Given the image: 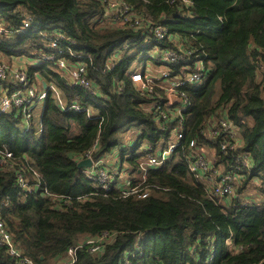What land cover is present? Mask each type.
Returning <instances> with one entry per match:
<instances>
[{
    "label": "trees",
    "instance_id": "obj_1",
    "mask_svg": "<svg viewBox=\"0 0 264 264\" xmlns=\"http://www.w3.org/2000/svg\"><path fill=\"white\" fill-rule=\"evenodd\" d=\"M122 1L204 52L211 68L202 83L185 88L191 102L184 113L186 138L159 167H141L147 159L141 148L147 145L150 154L159 155L168 148L177 123L155 121L145 108L150 100L136 89L128 70L139 55L159 64L151 53L157 47L159 53L176 48L173 41L108 25L102 0H0V22L8 31L32 18V28L23 35L0 36V58L25 66L35 87L43 89L45 82L49 88L36 118L41 133L34 122L25 131L17 111L0 113V208L21 258L62 264L75 248L70 264L264 263V204L252 200L243 206L240 197L254 183L264 196V0ZM56 32L68 37L60 47L72 49L71 62L87 65L96 95H86L44 60L53 53L47 41ZM118 48L115 70H105L108 54ZM175 68L184 73L183 65ZM50 86L62 91L66 103L90 107L94 118L62 112ZM221 116L232 123L239 142L228 137L239 145L234 151H223L221 139L202 132ZM127 131H135L130 152L124 151L120 137ZM191 139L227 171L241 154L250 156L252 168L237 191L239 198L230 203L214 198L208 185L191 174ZM97 140L95 161L122 148L120 161L131 172L130 191L106 192L78 167ZM5 150L11 159L5 158ZM20 175L30 190L20 184ZM98 242L102 249L93 254ZM0 264L26 263L0 247Z\"/></svg>",
    "mask_w": 264,
    "mask_h": 264
},
{
    "label": "built area",
    "instance_id": "obj_2",
    "mask_svg": "<svg viewBox=\"0 0 264 264\" xmlns=\"http://www.w3.org/2000/svg\"><path fill=\"white\" fill-rule=\"evenodd\" d=\"M174 2V1H173ZM183 4H188L189 0H181ZM102 3L107 11L105 15V23L108 25L122 28L142 29L144 32L150 31L158 40L163 41L170 38L175 44L176 48L166 49L158 52L157 47L151 56H158L159 64H154L147 56L139 55L131 63L128 76L136 89L141 95L150 100V104L145 108L157 117V123H177V127L171 131V140L168 148L163 150L159 155H152L149 153L151 148L147 145L142 146L141 151L144 152L146 161L141 163V167L149 166L151 168L162 165L179 147H183V140L186 138L184 129V113L188 111L191 104L189 94L185 88L200 84L205 78L209 76L211 68L207 65L205 53L193 48L191 44H187L185 39L180 37L174 38L169 35L168 28L162 24H157L147 16L138 15L133 8L122 0H102ZM31 17L23 20L22 26L14 31H8L4 24L0 22V36L3 35H23L32 28ZM47 37V36H46ZM69 40L68 37L56 32L47 41L49 48L53 50L52 54L44 55V60L53 65L63 75L64 79L69 81L73 86L83 89L86 95H96L97 89L94 88L92 82L88 77V67L82 62H71L74 52L71 48L64 49L60 47L62 41ZM124 46L123 48H126ZM48 48V47H47ZM121 49L112 50L105 60V70L113 72L119 63L118 52ZM178 65H183L184 73L178 72L175 68ZM49 89V88H48ZM45 87L39 89L32 84V80L23 65L14 64L8 65L0 58V113H19L25 121V131H29L32 123H39L38 133L42 132V123L37 122L36 114L43 108V105L48 97V92ZM50 89L55 91V103L62 112L73 111L75 113H84L88 117L94 114L90 107H83L80 103H66L62 91L55 86H50ZM121 90V88H120ZM42 114V113H41ZM164 130L166 127L163 128ZM204 135L209 134L212 140L218 141L221 139V147L223 151L228 148L235 150L239 145L235 133L232 131V123L224 116L218 119L211 120L203 127ZM228 137L235 138L236 143H231ZM239 143V142H238ZM99 145V140L95 142L94 148L91 149L85 158L93 159V153ZM188 165L189 171L196 178L202 180L208 185L210 194L214 198L220 200L239 198L237 191L242 185V180L246 173L252 168V159L248 154H241L238 156L232 170L227 171L223 166H216L209 151L199 147L198 141L191 139L189 144ZM5 158L11 159L12 154L5 150ZM94 161V160H93ZM100 163V161H97ZM95 161L92 169L87 170L89 175L95 183V186L106 191L111 192L117 188L122 191H130L132 188V180L130 177V170L128 167H119L116 170L114 177H108L104 168H100L96 172ZM133 174V173H132ZM146 175H143V179ZM20 184L27 190H30L28 182L20 175ZM248 189V188H247ZM250 190V189H248ZM145 197V196H144ZM243 206H249L253 202V195L250 191L245 190L241 194ZM257 203L264 204V198L256 197ZM256 202V201H254ZM102 239L99 241L101 242ZM93 246L91 252L98 254L101 251L99 245ZM93 243V241H88ZM228 245H232L231 239L226 240ZM0 247L6 248L7 253L13 259H17L19 263L32 264L28 259L21 258V252L13 242L12 235L8 232L2 219V211L0 208ZM76 249L72 248L68 251L67 259L62 264H70L76 259ZM264 264V263H259Z\"/></svg>",
    "mask_w": 264,
    "mask_h": 264
},
{
    "label": "rangeland",
    "instance_id": "obj_3",
    "mask_svg": "<svg viewBox=\"0 0 264 264\" xmlns=\"http://www.w3.org/2000/svg\"><path fill=\"white\" fill-rule=\"evenodd\" d=\"M149 52H152L151 50H149ZM7 61V64L8 65H10V64H12V63H10V61H9V59L8 58H5ZM42 111H43V108H41L38 112H37V114H36V118L37 119H39V116L41 115V113H42ZM133 133H135L134 131H127V132H123V133H121L120 134V137H122V139H123V142H124V144L126 145L127 143H130V142H133V141H135V137L133 136ZM124 147H126V146H124ZM127 148V147H126ZM117 149V148H116ZM116 149H114L111 153H110V157L112 158L113 157V155H114V151L116 150ZM119 150H121L122 148H118ZM130 150L131 149H129V147L127 148V150H126V152H130ZM139 151V150H138ZM113 153V154H112ZM125 167H127L128 166V164L126 163V161H125V163L123 164ZM121 166V164L119 163L118 165L117 164H115V163H106V161H104L103 159L100 161V163H98L97 161H95V170H96V172L98 171V170H100V168H104L105 169V171L107 172V174H108V177L109 178H113L114 177V174H115V172H116V170L117 169H119V167ZM133 177H136L137 179H140L141 178V176H139V175H137V174H133ZM256 187V184L254 183V184H251V187H248V189H251V193H252V195H253V200H255L256 202L258 201V200H256V197H258V198H263L264 196H261L260 194H259V192H258V190L255 188ZM255 188V189H254ZM247 189V190H248Z\"/></svg>",
    "mask_w": 264,
    "mask_h": 264
},
{
    "label": "crops",
    "instance_id": "obj_4",
    "mask_svg": "<svg viewBox=\"0 0 264 264\" xmlns=\"http://www.w3.org/2000/svg\"><path fill=\"white\" fill-rule=\"evenodd\" d=\"M133 136H135V135H133ZM129 145H131V144H129ZM115 153H114V155H113V157L111 158L110 157V153L109 154H107V155H105L102 159L104 160V161H106V163H115V164H119L120 162V164H121V166L123 167V168H126L123 164V162L122 161H120L119 162V159H120V154H119V152H120V150L117 148L115 151H114ZM113 154V153H112ZM101 159V160H102ZM100 160V161H101ZM226 202H228V203H230V200L229 199H226L225 200Z\"/></svg>",
    "mask_w": 264,
    "mask_h": 264
},
{
    "label": "water",
    "instance_id": "obj_5",
    "mask_svg": "<svg viewBox=\"0 0 264 264\" xmlns=\"http://www.w3.org/2000/svg\"><path fill=\"white\" fill-rule=\"evenodd\" d=\"M44 87L47 89V84L44 82ZM93 166V160L91 159H84L82 161H80L78 163V167L80 169H83V168H91Z\"/></svg>",
    "mask_w": 264,
    "mask_h": 264
},
{
    "label": "clouds",
    "instance_id": "obj_6",
    "mask_svg": "<svg viewBox=\"0 0 264 264\" xmlns=\"http://www.w3.org/2000/svg\"><path fill=\"white\" fill-rule=\"evenodd\" d=\"M135 132V131H134ZM134 142V141H133ZM133 142H130V143H127L126 145L124 144V142H123V146H126L127 148L129 147V149H131V147H133L134 145H129V144H132ZM126 147H124V151H126L127 150V148ZM118 148H121V147H118ZM113 151V150H112ZM111 151V152H112ZM121 151V150H120ZM110 152V153H111ZM109 154V153H108ZM119 154H120V152H119ZM107 155V154H106ZM120 157H121V155H120ZM84 159H88V158H84ZM84 159H82V160H84ZM89 159H91V158H89ZM82 160H80V161H82ZM91 160H94V159H91ZM101 160V159H100ZM100 160H98V161H100ZM79 161V162H80ZM95 161V160H94ZM94 161H93V166H94ZM119 162H120V159H119ZM121 163V162H120ZM93 166L91 167V168H83V169H85V170H90V169H92L93 168ZM122 167V166H121Z\"/></svg>",
    "mask_w": 264,
    "mask_h": 264
}]
</instances>
